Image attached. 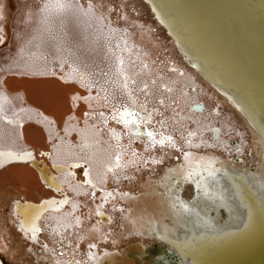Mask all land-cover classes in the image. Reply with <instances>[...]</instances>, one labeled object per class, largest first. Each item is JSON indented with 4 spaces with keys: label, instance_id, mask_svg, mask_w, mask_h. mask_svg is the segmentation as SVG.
Wrapping results in <instances>:
<instances>
[{
    "label": "bare ground",
    "instance_id": "bare-ground-1",
    "mask_svg": "<svg viewBox=\"0 0 264 264\" xmlns=\"http://www.w3.org/2000/svg\"><path fill=\"white\" fill-rule=\"evenodd\" d=\"M43 2L0 0V254L27 263L50 253L53 264L72 256L73 264H213L255 238L263 216L252 218L248 197L264 209V39L251 9L236 0H92L117 29L106 41L107 28L83 13L53 12L42 22ZM77 2L87 8L89 0ZM112 105L152 113L153 123H141L130 144L128 128L100 116L110 117ZM150 130L181 146L190 132L192 144L205 142L185 147L214 161L199 188V176L184 180L175 149L144 151ZM133 150L163 162L132 165ZM118 154L128 166L114 175L107 168ZM89 166L95 189L84 183ZM101 189L127 195L97 216ZM65 197L42 211L33 240L23 206ZM249 215L253 233L236 237ZM145 242L158 248L140 254Z\"/></svg>",
    "mask_w": 264,
    "mask_h": 264
},
{
    "label": "snow or ice",
    "instance_id": "snow-or-ice-1",
    "mask_svg": "<svg viewBox=\"0 0 264 264\" xmlns=\"http://www.w3.org/2000/svg\"><path fill=\"white\" fill-rule=\"evenodd\" d=\"M97 7H104L103 4L100 5H96L92 3V0H89L88 4H87V8H85L83 5H81L80 3L77 2V0H44V2L42 3V5L39 6V12L42 14V22L44 23H48L49 19H50V14L53 12H65L68 10H72L75 12H79V13H83L86 17H88L90 20L91 19H95L97 20L102 28H107V34H105V39L106 41L111 39V34L116 32L117 29H114L111 27V21L108 20V23L105 24L104 21L106 20V17L101 13L100 15H96V9ZM109 12L112 11V8L109 7L108 9ZM125 45H126V41H124ZM110 48V44L107 45ZM116 47L119 49L120 48V42L118 41L116 44ZM123 59H119L118 60V64L121 66L120 68H118V75H123L124 76V84L123 87L125 89H127L128 87V81H129V77L124 74L122 72V66H123ZM173 71H175V69H172ZM182 74V73H181ZM132 83H135V80L131 81ZM153 83H155V81H153ZM86 86L88 88V91L91 92V84H87V85H83ZM147 88V84H144L143 88L141 89L142 91L144 89ZM168 91H171V89H168ZM129 96L131 97V93L129 92ZM80 97H78L79 99ZM82 99H84L86 102L90 101L92 99V97L89 95L87 97H82ZM133 103H135V100H133ZM164 101L160 100V104H163ZM144 108L145 111H147L146 106H142ZM121 108L123 109L121 111ZM154 112H156L155 109H153ZM158 115H163L162 113L157 112ZM85 115L87 116V113H85ZM100 116L103 118V122L105 124H107L108 120H116L118 123H122L125 128H128L129 130V143L131 144L132 140L131 137L132 136H139L140 135V127L139 125L141 123H143L144 125H151L153 123L152 121V113H148L147 116H142L140 115V113L138 112H134L131 111L127 106L125 105H120L119 107L116 105H112V113L110 117H105L104 113L101 112ZM161 128H164L165 126V121L164 120H159L157 122ZM130 125H134L136 126L135 131L132 130V128H130ZM114 131V130H113ZM195 133H188V141L186 146H181L178 145L177 142L173 139L172 136L170 135H165L163 132H159L157 133L156 131H147L146 132V136L148 137V141L149 143H145L144 145V151L145 152H149L150 150L154 149L156 147L157 144H159L161 146V148L167 146H170L171 148L175 149L177 152H179L184 159V164L183 165H179L178 167H180L181 169H185V173H184V180L188 181V180H193L195 177L199 176L200 180H196V185L197 188L200 187L201 181L204 179L203 177V172L208 170L210 165L214 163L213 160H208L205 157H196L194 155V153L190 150H185V147H187V149H192V148H200L202 145H205L204 141H201L200 144H192L191 143V137L194 136ZM159 136V139H157V137ZM237 151H239V149H237ZM8 155H13V153H8ZM25 155L31 157V153H26ZM41 155H44V153H41ZM163 162V157L161 158H156V157H148V158H144L142 157L138 152H136L135 150L132 151V160L129 161L128 163L132 164V165H137L139 163H143L145 166H147L149 163L156 165V164H160ZM110 166L107 168V171L109 172H113V174L115 175V170L117 168H123V167H127V164H124L121 162V155H117L115 158V163L112 164V162H109ZM79 164H71L68 165V167L70 168H75V167H79ZM170 172H174L175 169H169ZM219 169H213L212 171L209 172V175L214 176L215 172H218ZM69 176H74V173L69 172L68 173ZM84 175L86 177L84 183L88 184L91 186V188L95 189L96 188V184L93 183L92 178H91V166H89V168L85 169ZM106 176L104 174H100L97 178V182L100 184H103L106 180ZM127 178V177H125ZM55 178L53 177V180ZM119 179V177H117V180ZM178 183V182H174ZM56 191H60L61 189L59 188V186H55ZM101 201L103 203L97 205V216H103L104 213L102 211H100V209L103 208L104 203H107L109 201V199H115L116 196H126L127 193H118V192H108V191H104L103 189H101ZM93 195V199L96 198L95 196V192L92 193ZM68 203V199L67 197H65L64 199L57 201L55 199H51V200H46L44 202H42L39 205H30V204H25L23 206L24 208V215L30 219V223H31V227L29 229H27L28 231H31L32 233V239L35 240L36 239V234L40 231V229L36 226V221L39 220L42 211L45 210L47 207L51 206V205H63ZM16 209L19 211L21 208V205L19 204V202L16 203L15 205ZM75 207V205H74ZM34 210L33 214L30 215L29 217V213L28 210ZM58 210V209H57ZM115 210V208H114ZM120 211H123V209H120ZM25 220H21V227L23 228L24 224H25ZM77 224H79V220L77 219ZM46 247V246H45ZM96 245L95 244H89L88 248L92 249L95 248ZM89 257L91 258V253L89 254ZM67 264H73L72 260H69L67 262ZM76 264H79V262H76Z\"/></svg>",
    "mask_w": 264,
    "mask_h": 264
},
{
    "label": "water",
    "instance_id": "water-1",
    "mask_svg": "<svg viewBox=\"0 0 264 264\" xmlns=\"http://www.w3.org/2000/svg\"><path fill=\"white\" fill-rule=\"evenodd\" d=\"M236 1L242 3L245 7L247 5L251 9L253 21L256 24L257 29H259L258 33L261 34V37L264 39V0ZM248 199L249 204L251 205L253 210L252 218L256 220L257 218H260V215L263 216V221L260 222L262 224L258 222L259 225L263 226V228L259 231H256L257 235L255 236V238L249 240L250 242H247L243 247L231 251L229 255L224 256V259L221 258L218 260L217 263L215 261L213 264H264V209L261 208L259 202L256 200L255 197H248ZM252 220L253 219H251V215H249V218L246 220V223L242 227H239L238 229L232 231V233L235 234L236 237H238L239 235H250L251 233H253L251 232L250 234H248L251 229H253V223L251 224ZM190 244H188L187 246L190 247ZM170 258L173 259V256H171ZM193 258L194 257L191 256V259Z\"/></svg>",
    "mask_w": 264,
    "mask_h": 264
},
{
    "label": "rangeland",
    "instance_id": "rangeland-1",
    "mask_svg": "<svg viewBox=\"0 0 264 264\" xmlns=\"http://www.w3.org/2000/svg\"><path fill=\"white\" fill-rule=\"evenodd\" d=\"M157 37H158V36H157ZM157 37L155 38V41H156L155 43H156L158 46L161 47V44H162L163 41H162L159 37H158V40H157ZM162 52H164V51H162ZM166 173H167V172H166ZM165 175H166V174H165ZM151 178H155V176H153V177H151ZM159 179H162V178H158V177H157V178L154 179V181L159 183ZM182 192H183V191H182ZM132 193H134V192H132ZM183 193H184V192H183ZM100 211H102V212L104 213L103 208L100 209ZM24 243H25V242H23V244H24ZM132 244L134 245V243H131V242H127V243L124 242L123 246H127V245L130 246V245H132ZM133 245H132V246H133ZM143 245H144V246H143V247H144V251H142L140 254H142L143 252L146 253V250H147V249H150V248H151V249H154V248L156 249V248H158V245H157V244H156V245H150V246H148L147 243L145 242V243H143ZM39 251H40V250H38V252H39ZM26 252H27V254H30V253H29L30 250H27ZM19 253H20V252H19ZM21 254H22V253H20V255H21ZM0 256H1L2 258H4V261L6 260L5 262H7L8 264H33V263H34V264H53V263L50 261V253H46V255L44 254V257H41V256H40V257H39V261H37V262L33 260V261H31V262L28 261V263H27L26 260H25L26 262L22 261L23 255L20 256L21 258L19 257V260H18V258H17V259H14V260H12V259H8V258H5V257L3 256V254H0ZM72 258H73V256L70 257V258L68 257L67 261L64 262V263H62V264H67V262H68L69 260H72ZM20 259H21V260H20ZM16 260H17V261H16ZM85 260H86V259H82L80 262H83L84 264H88V262H86ZM11 261H12V262H11ZM14 262H15V263H14ZM58 262H59V261H58Z\"/></svg>",
    "mask_w": 264,
    "mask_h": 264
}]
</instances>
